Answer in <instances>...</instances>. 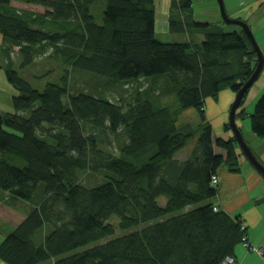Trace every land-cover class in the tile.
Instances as JSON below:
<instances>
[{"label":"trees","instance_id":"1","mask_svg":"<svg viewBox=\"0 0 264 264\" xmlns=\"http://www.w3.org/2000/svg\"><path fill=\"white\" fill-rule=\"evenodd\" d=\"M13 1L0 0L3 67L14 90L13 109L0 111V218L12 226L0 243V259L222 264L235 256L246 225L240 215L214 210L219 182L212 177L222 164L239 171L240 144L234 133L215 134L205 97L225 87L237 93L254 71L258 57L245 29L197 21L192 0H172L178 16L171 24L200 31L199 44L157 37L156 0H106L103 23L91 11L96 0H25L43 5L39 12ZM43 53L55 61L52 70L65 72L39 89L15 65L25 69ZM74 71L103 76L111 88L139 84L128 102L116 101L79 87L72 91ZM142 78L150 85L142 86ZM250 87L237 118L249 117L252 131L264 137V92L246 112ZM172 92L180 107L158 103ZM189 107L200 121L181 128L179 111ZM225 128L232 130L229 122ZM194 137L190 155L177 158ZM89 176L96 182L86 183ZM25 202L26 210L19 207ZM113 214L126 230L115 236Z\"/></svg>","mask_w":264,"mask_h":264},{"label":"rangeland","instance_id":"2","mask_svg":"<svg viewBox=\"0 0 264 264\" xmlns=\"http://www.w3.org/2000/svg\"><path fill=\"white\" fill-rule=\"evenodd\" d=\"M211 1L216 6L215 11L212 8H210V6H209ZM105 3H106V0H96V2L92 5L91 11L94 13L95 18H96L97 22H99V23H103V8L105 6ZM12 4L19 6V7H22V8H30V9H33L34 11H37V12L45 10V7L43 5H41V4L36 5V4L29 3V2L27 3L25 0L13 1ZM156 6H157L156 7L157 8L156 18L158 19V22H159L157 29H156L158 32L157 37L159 35V37L162 40L168 41V42L169 41H180V40L194 39L193 40L194 44L201 43L202 35H201L200 31L196 30L195 32L190 31V32L186 33V32H182L181 30H174L173 29L171 21H172L173 17L176 18L178 16L177 15L178 12L176 11V9H174L172 7L170 8V10H169V8H167V9L164 8L165 4H164V2L162 3V0H156ZM195 6H197L195 16L200 18L201 20H206V19H211V18L215 19L216 17H218L219 18L218 21L220 23H222L221 26H223V27H226L228 29H232L234 27V25H236V24H228L225 22V20L223 19V16H221V9H220V5L218 4V0H210V1L209 0H195ZM207 6H209V9L212 11L211 15H210L209 10L207 9ZM213 12H215L216 14ZM180 18H182L184 21L187 20L185 15L181 16ZM193 33H195V34H193ZM1 39L2 38L0 37V111L5 113V112L11 111L13 109L12 95L14 93V90L12 89L13 87L9 83L8 79H6L5 69L3 67L6 63H5V58L3 57L2 50H1V48H2L1 47V42H2ZM49 51L51 52V49H49L46 53H49ZM46 53L45 54L43 53L40 56H38L36 58V61L34 63H32L30 66L26 67L25 69L21 68L18 63H16V65H15V68L19 72H21L26 78H28L30 80V82H32V84L34 86L38 87L39 89H42V87L45 85V83L47 81H51V82L61 81L60 76H62L63 73L65 72L64 68H63V70H61V68H59V70H57V71L52 70L57 65L55 64V61L48 58V56H47L48 54L46 55ZM16 57L19 58L18 54H16ZM48 69H51L50 70L51 72L43 73L44 71H47ZM37 74H42V76L37 77ZM71 74H73L72 75L73 77H72L71 83H70V87L72 88L71 89L72 91L78 90L80 88L83 90H88L94 94L104 93L105 95L108 94L109 96H111V98H113V100H116V101L123 100L125 102H128L129 99L132 97L131 91L135 88V86H137L139 84L136 81H128V82L121 83L116 88H111L109 85L106 84L107 78H105L103 76L93 75L87 71H85V72L84 71L83 72L74 71ZM150 82H151L150 79L148 80L146 78H142L140 80V84L142 86L150 85ZM262 93H260V95ZM220 94H218L216 96L215 95L214 96L208 95L205 97V107H207V106L209 107L208 113L210 112V113H213L214 115L216 114L215 110L217 109L218 106H221V103H216L215 105H213V103L221 101ZM260 95H258L256 97V99L252 98L250 100L251 102H254L249 107L250 111L253 112L254 106L257 103L258 97ZM248 99H250V97ZM158 100H159L158 103L160 105L161 104L162 105H170V106H173L175 108L180 107L177 94L173 93V92L171 94L165 93L164 95L159 97ZM205 109L207 112V108H205ZM208 113H207V115H208ZM249 113H251V112H249ZM208 118H209V115H208ZM229 119H230V112L228 110V119H227L228 122H229ZM199 121H200V114H198V111L195 107L184 108V109L179 111L178 125H180L181 128H184V126H190V127L194 128L197 126V123H199ZM246 121H247V119H246ZM236 122H237V117H236ZM249 122H250V119H249ZM250 126H251V122H250ZM227 131H228V133H230V129L225 130V132H227ZM220 136H222V135H220ZM223 136L225 138L229 137L228 134L227 135L224 134ZM196 139H197V137L191 138L184 145V147L182 149H180L176 152L175 156L177 158L182 159V160L185 159L187 156H189L190 153L192 152L193 148L195 147L194 145H195ZM116 145H117V142H116ZM108 146H110V148L113 149V144L109 143ZM108 146H107V149H109ZM245 162L247 163L246 165H248V167H249L250 166L249 161L247 162L245 160ZM85 179H86V183L96 182V178H94V177L89 176V178L86 177ZM220 180H221V177L219 178L218 182H220ZM212 199L214 201H219L218 193ZM158 200L160 201V203L162 205H164L166 202V197L160 196ZM28 204H30V203L25 202V203H22L21 206H19V205L18 206L21 207L22 209L26 210L28 208L27 207ZM219 208H221L220 204L218 205V209ZM110 222L112 224H114L116 227V232L113 234V236L119 235V233L122 234V233H124V231H126V230L121 229V227L119 225V216L118 215L113 214L111 219H110ZM6 228H7V223L4 222L0 218V229L3 232H5ZM238 246L241 248L244 247V249H246L242 243H239L237 245V247ZM259 247H261V246H259ZM247 251H248V249H247ZM250 252H253V251H250ZM257 253L260 254L261 252L257 250ZM260 255L262 256V254H260ZM262 258L264 261L263 256H262ZM237 262H238V260H237ZM239 264H240V262H239Z\"/></svg>","mask_w":264,"mask_h":264},{"label":"crops","instance_id":"3","mask_svg":"<svg viewBox=\"0 0 264 264\" xmlns=\"http://www.w3.org/2000/svg\"><path fill=\"white\" fill-rule=\"evenodd\" d=\"M224 1L225 5H227V10L230 16L245 19L252 27L254 35L257 37L260 47H262L264 53V0ZM163 2L165 4L164 8H169L170 10L172 0H162V3ZM191 6L193 7V17H195L197 21H200L201 19L195 16L197 7L195 6V0H192ZM209 6L214 11L216 10V6L212 1L210 2ZM209 6H207V9L211 15L212 11L209 9ZM218 19L219 18L216 17L215 19L211 18L206 20H213V22L218 24L220 27H223L221 26L222 23H220ZM158 23L159 22L157 19L156 29ZM226 29L231 30L228 28ZM0 37L3 39L1 32ZM249 90L250 91L248 92L246 103L244 105L245 110H247L246 112H252L249 110V107L254 102H251L250 100L252 98L256 99L260 93L264 92V70L257 78V81L251 85ZM220 93L221 101L213 103V105L216 103H221V106H218L215 110L216 114L214 115L213 113H208V106L206 107V113H208L209 119L213 124L215 134L222 136L224 134H228V136H231L234 135L233 131L230 129V133H228V131L225 132V127L228 122V110L231 104L234 102L233 100L236 97V93L228 87L220 90ZM249 97L250 99H248ZM249 119V117L245 119L237 118V123L240 125V127H242V132L244 133L247 142L252 145L255 154H257L264 162V137L257 136L256 133L252 131ZM238 151L240 153L239 160L241 166L239 171H233L226 164H222L219 169V177H221V180L218 184L219 201L215 202L218 205L220 204V207L225 209L229 214L231 213L234 216L240 215V218L243 219L246 225L249 240L252 242V244L261 246L264 249V176L261 175L257 169L251 165L250 162L249 167L246 165L247 163L245 160L248 162V159L246 158V155H243L240 146L238 147ZM1 195L2 193L0 192V198ZM11 228L12 226L7 224L5 232L0 229V243ZM235 252L236 259L238 260V263L240 262V264H264L262 256L255 251L250 252L247 251V249H244V247L241 248L238 246L236 247ZM0 264L9 263H5L0 259Z\"/></svg>","mask_w":264,"mask_h":264},{"label":"water","instance_id":"4","mask_svg":"<svg viewBox=\"0 0 264 264\" xmlns=\"http://www.w3.org/2000/svg\"><path fill=\"white\" fill-rule=\"evenodd\" d=\"M218 4L220 5L221 16H223L225 22L228 24H237L239 26H242L243 29H245L247 36L249 37L252 47H254V50L257 53L258 60L256 66L254 67V71L238 90V92L236 93V97L233 100L234 102L230 106L229 123L231 125L233 133L235 134L237 143L240 144L243 154L246 155L251 165H253L257 169V171L264 176V163L261 161V159H259L258 155L255 154L252 145L247 142L244 133L242 132L239 124L236 122L237 109L241 105V100L243 99L244 94L246 93L247 89L257 81V78L264 70V53L262 47H260L257 37L254 35L252 27L248 24V22L245 19L230 16L224 0H218Z\"/></svg>","mask_w":264,"mask_h":264},{"label":"built area","instance_id":"5","mask_svg":"<svg viewBox=\"0 0 264 264\" xmlns=\"http://www.w3.org/2000/svg\"><path fill=\"white\" fill-rule=\"evenodd\" d=\"M212 178H214L213 184L215 185L218 183L220 177L217 176V174H214ZM214 210H218V205H214ZM242 227H244V225H242ZM243 243L249 251L254 252L258 250L261 252L260 254H262V256L264 257V249L255 244H252L251 241L248 239L247 235L243 236ZM222 264H239V263L237 262L236 257L232 255V256H227L226 258H224L222 261Z\"/></svg>","mask_w":264,"mask_h":264}]
</instances>
